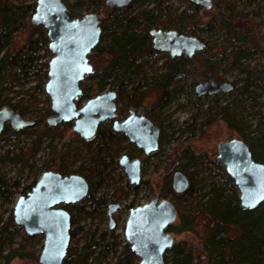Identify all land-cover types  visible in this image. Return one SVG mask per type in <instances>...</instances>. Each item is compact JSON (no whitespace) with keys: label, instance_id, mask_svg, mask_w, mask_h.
<instances>
[{"label":"rangeland","instance_id":"rangeland-1","mask_svg":"<svg viewBox=\"0 0 264 264\" xmlns=\"http://www.w3.org/2000/svg\"><path fill=\"white\" fill-rule=\"evenodd\" d=\"M9 1L16 3V0ZM22 1L35 2V0ZM75 1L64 0L67 6ZM82 1V6L79 5L73 9V16L76 18L90 12L97 13L100 18L107 15L109 20L115 15L114 12L105 9L103 0L99 8L88 5V0ZM156 1L144 0L140 4L141 7L132 6L123 15L129 18L140 9L154 8ZM188 3L187 0H165V4L177 8V12L187 8ZM229 8L233 14H241L242 27L247 28L249 32L246 42L255 45V48L250 51V57L244 62L251 74L248 81H253L255 85L253 89L249 88L251 93L248 95L240 94L241 88L246 83V74L241 73L239 68L231 65L230 62L221 60L222 55L224 56L240 44L239 41L228 40L227 32L217 28V23L228 16L227 9ZM163 13L167 14V11ZM164 16L165 14L162 17ZM192 16L199 18L201 22L194 23L189 20L190 26L196 32L195 35L208 46L189 57V61L186 62V72L179 74L164 90H161L154 84V77L156 72H161L162 64L166 56H169L152 48L153 51L145 49L136 61L139 73L134 77L137 82L135 89H132L130 84L124 86L123 83L114 80L101 92L115 91L117 98H120L119 101L116 100L117 120L121 121L129 111L149 117L159 128V146L155 152L145 155L123 134L112 131L111 120L101 124L100 135L107 130L114 133L117 142L112 144V149L115 152L111 157L105 177L100 181L92 180L94 188L91 195L78 202L67 204L70 209L71 225L68 246L70 256L67 259L69 264H79L85 255H87L86 261L80 264H90L94 259L98 262L100 260L102 264H114L121 258L124 245L127 243L123 232L129 209L143 205L155 197L159 200H171L172 195L167 192V188L171 189V176L175 171H181L188 177L192 176L191 192L195 199L192 205L198 202L203 192L210 189L206 187V183L202 182L205 175L209 176V179L217 184L221 191H224V194L230 193V183L226 181L229 176L225 170L222 172L213 165L210 170H206V173H202L200 169L193 168L186 158L190 154H198L202 158L215 160L218 142L231 138L241 139L222 119L206 123L215 110L223 105H229L231 106L229 112L232 113L234 102L237 113L235 118L239 119L241 125L249 126L245 134L252 135L251 131L256 127L264 130V0H213L211 10L205 11L199 7ZM204 22H211V25L205 27ZM26 24L25 28L17 31L12 48L23 46L30 35V27L33 26L29 23V19ZM185 25L189 27L188 24ZM200 26L203 29H200ZM173 27L171 24L170 28ZM109 28L107 32L111 31L113 26ZM232 41L235 45L228 43ZM108 43V38L99 43L98 47L104 52L100 56H95L94 61H91L94 69H100L107 64L109 55L105 51ZM179 57L184 58L185 56ZM49 58L50 56L46 57V59ZM210 64L216 67L209 68ZM43 70L27 77L19 74L14 80H7L0 85V100L18 104L22 117L35 122L32 127L18 131L11 129L3 131L0 135V179L2 182L0 230L5 227L10 228L9 217L12 218V209L16 199L25 195L21 193L24 186L38 179L45 170L60 169L66 173L65 175L72 174L71 171L78 168L88 150L86 148L88 144H80L81 138L72 130L73 122H68L67 128L58 130H55V126L50 127L46 124V119L53 112L50 109V100L44 91L47 79H42ZM14 71V69L11 70V72ZM207 81L229 82L233 88L229 92L197 96L194 92L195 85ZM96 82L97 79L92 78L82 82L80 87L84 89L85 85H95ZM121 87L124 89L121 93L123 97L118 94ZM252 96L255 98L254 101ZM82 103L77 102V106L80 107ZM99 141L100 139L95 136L89 146L93 148ZM78 148L82 151L79 157H75L74 152ZM123 154L129 156L130 159L140 161L141 179L137 185L129 183L123 168L118 164V159ZM10 192L13 194L9 197ZM163 192H166V195H163ZM182 200L178 203L179 206L187 204L189 209H194L190 207L188 197ZM171 201L175 202V199ZM110 204L120 205L112 215L114 223L112 229L109 228L107 216V207ZM177 225L178 219L173 223L175 228ZM203 229V225L200 224L194 231L169 232L174 237V244L189 256L191 263L217 264L213 258L203 257L201 259V255L207 256L202 245L205 234ZM11 232H13L11 233L12 242L7 239L10 232H7L9 235L6 234V236L3 233L0 235V264H39L38 256L43 244V235L28 236L18 225ZM15 249L22 256H9L10 252ZM165 257L166 262L172 264V253H166Z\"/></svg>","mask_w":264,"mask_h":264},{"label":"water","instance_id":"water-1","mask_svg":"<svg viewBox=\"0 0 264 264\" xmlns=\"http://www.w3.org/2000/svg\"><path fill=\"white\" fill-rule=\"evenodd\" d=\"M133 0H103L105 8H123ZM205 11L213 8V0H187ZM32 26L41 25L46 30L48 50L47 81L44 91L53 112L46 124L54 127L73 122L72 130L83 140L94 137L99 125L115 118L116 93H100L77 106L81 93L80 82L92 72L89 53L99 44L100 17L95 12L70 18L64 0H35L29 18ZM152 48L166 53L170 58L192 57L205 48V42L195 35L175 29L151 28L148 31ZM229 82L207 81L197 83V96L229 92ZM33 120L19 115L9 106L0 108V135L5 125L12 130L34 126ZM114 132L122 133L127 140L145 155L158 149L159 128L146 116L130 111L121 121L113 120ZM216 161L233 181L238 192L239 206L252 210L264 202V164L252 158L249 146L239 138L220 141L216 147ZM130 184L140 182V161L123 154L118 159ZM189 186L188 177L181 171L171 176V190L183 193ZM88 182L78 174L61 175L43 172L26 195L19 196L12 209V218L28 236L42 234L43 244L38 256L39 264H63L70 242V214L62 206L78 202L88 193ZM119 204L107 207L109 228L114 227L112 214ZM177 219L173 202L167 199H150L147 203L129 209L124 224V238L135 255L137 264H169L164 255L174 244V237L167 231ZM204 255H201V259Z\"/></svg>","mask_w":264,"mask_h":264},{"label":"trees","instance_id":"trees-1","mask_svg":"<svg viewBox=\"0 0 264 264\" xmlns=\"http://www.w3.org/2000/svg\"><path fill=\"white\" fill-rule=\"evenodd\" d=\"M143 1L144 0H133L126 7L109 8V10L115 14L113 18L109 20L107 15L100 18L101 35L99 43L108 38L109 43L106 46L107 49L105 53L109 55V59L104 67L100 69L93 68L92 72L86 75L80 82L81 86L82 82L86 80L92 78L97 79L95 85H85L84 89L80 87L81 93L78 102H84L100 94L105 86L114 80L123 83L124 86L130 84L132 85V89H135V84H137V82L134 77L139 73L136 61L141 57L145 49L153 51L151 39L148 34L151 28L164 30L175 29L182 34H196L192 26H190L191 23H189V20L194 23L198 21L199 23L201 22L199 18L192 16V14H195V11L199 9L198 6L188 3L187 8L177 12L178 9L165 4V0H157L154 8L140 9L129 18L123 15V13L132 6L141 7L140 4ZM81 2L83 1L76 0L70 6H67V14L70 18H76L73 16V9L77 8L79 5L82 6ZM88 5L99 8L102 2L101 0H88ZM34 7L35 2L27 3L22 0H16V3L13 4L9 0H0V85L7 82V80H14L19 74L26 77L36 75L41 69H44L41 73L42 79H47L48 61L51 58V54L48 51L46 30L41 25L30 27V35L26 38L23 46L12 48V42L17 31L27 26V20L33 13ZM227 10L228 16L224 20L221 19L217 23L218 27H216L227 32L228 40L239 41L240 44L235 46L230 52L225 53L224 56L222 55L221 60L223 62H230L231 65H235L239 68L241 73L246 74V83L241 88L240 94L248 95L251 93L249 88L251 87L253 89L255 85L253 81H248V77L251 76V74L250 70H248L249 67L244 64V62L250 57V51L255 48V45L246 42V36L249 35V32L247 28L242 27L241 14H233L230 8ZM163 11H167V14L163 13ZM120 14L122 15L118 16ZM164 14L165 16L162 17ZM171 24H173V28H170ZM185 24H188L189 27H186ZM154 25L155 27H151ZM207 25H211V22H204V26L207 27ZM110 26H113V29L107 32ZM199 28L203 29L201 26ZM233 41L228 43L235 45ZM98 45L88 55L90 63L94 61L95 56H100L104 52L101 51ZM206 46H208V44L205 42V48ZM40 51H42V53H40ZM47 56H50V58L46 59ZM187 61H189L188 57L170 58L166 56L162 64L161 72H156L154 84L160 87L161 90H164L175 77L187 71ZM215 67L214 65H209V68L214 69ZM13 69L15 71L11 72ZM123 90L122 87L118 90V94L121 97H123L121 94ZM251 98L254 101V96ZM119 99L120 98L116 96V100L119 101ZM232 104H230L233 106L232 113L229 112L231 106L223 105L215 110L214 114L212 113L213 115L210 114L212 116L206 123H211L216 119L224 120L227 126L234 130L240 138L247 143L252 158L264 164V130L256 127L251 131V134L253 133L252 135L245 134L249 126H245L244 124L241 125L239 119L235 118L237 115L235 110L236 105L234 102ZM4 105L9 106L22 116V111L18 104H10L5 102V100H0V108ZM45 115H48L47 112ZM68 126V123L63 122L56 125L55 130L67 128ZM7 130H11V128L5 125L3 131ZM99 132L100 128L95 134L100 141L93 148L89 146L92 138L88 140H79L80 144H88L86 146L88 150L81 163H79L78 168L71 171L72 174H78L88 182L89 188L85 198H88L93 191V179L100 181L105 177L111 157L115 152L114 149H112V144L117 142L114 133L107 130L100 135ZM81 151L82 149L80 150V148L76 149L74 156L79 157ZM186 158L193 168L200 169L202 173H206V170H210L213 165L218 170L224 171L223 166L216 160H209L206 157L202 158L198 154H190ZM53 172L61 175L66 174L60 169ZM188 178L189 186L181 194H174L171 189L167 188V192L172 195L171 200L175 199L173 203L177 210L178 219L177 227L175 228L173 224H171L168 226L167 231H194L196 226L201 224L203 225L205 233L202 242L203 248L207 252V256H204L205 258H213L216 260L217 264H264V202L252 210L242 209L239 206L238 192L233 181L229 177L226 178V181L228 184L230 183V193L224 194V191H221V189L218 188L219 186L213 183V181L209 179V176L205 175L202 178V182L204 184L206 183V187L210 189L207 192H203L198 202L192 205V201L195 200L191 192L193 181L191 175H189ZM36 180L37 179H34L31 183L24 186L21 193L26 195L35 184ZM1 186L2 182L0 179V187ZM12 194L13 192L8 193L9 197ZM163 195H166V192H163ZM187 197L190 199V207H194L193 210L189 209L187 204L182 206L178 204L183 198L186 199ZM63 208L70 214L68 205H63ZM185 208L187 209L185 210ZM9 223L11 224V226L9 225L10 228L5 227L0 230V235L3 233L6 236V234L9 235L7 232H10L7 239L9 242H12L11 233L13 232L11 231H13L17 225L12 221L11 217H9ZM166 253H172V264H193L189 261V256L178 248V245L173 244ZM9 256L17 257L22 255L15 249L10 252ZM69 256L70 250L68 248L63 264L70 263L67 260ZM86 256L87 255L84 256L83 261L79 262V264L86 261ZM164 261L166 262L165 255ZM90 264H102V262L100 260L98 262L97 259H94ZM114 264H137V258L131 252L127 243L124 245L122 257L116 260Z\"/></svg>","mask_w":264,"mask_h":264},{"label":"flooded vegetation","instance_id":"flooded-vegetation-1","mask_svg":"<svg viewBox=\"0 0 264 264\" xmlns=\"http://www.w3.org/2000/svg\"><path fill=\"white\" fill-rule=\"evenodd\" d=\"M116 96H117V94H116ZM115 103H116V100H115ZM130 112V111H129ZM118 114V109H117V105H116V112H115V118L114 119H111V128H112V121L113 120H117V115ZM129 114V113H128ZM140 115V114H139ZM128 116V115H127ZM126 116V117H127ZM145 116V115H144ZM126 117H124V118H126ZM147 117V116H146ZM123 118V119H124ZM153 124H154V122L149 118V117H147ZM122 119V120H123ZM107 121H110V120H107ZM119 121V120H118ZM104 122H106V121H104ZM104 122H102L101 124H103ZM101 124L99 125V127H98V129L100 128V126H101ZM155 125V124H154ZM5 127V126H4ZM4 129V128H3ZM97 129V130H98ZM112 131H113V129H112ZM97 132V131H96ZM114 132V131H113ZM120 133V132H119ZM96 134V133H95ZM122 134V133H121ZM95 136V135H94ZM93 138V137H92ZM158 146H159V139H158ZM142 151V150H141ZM151 154V153H150ZM215 160H216V157H215ZM127 178V177H126ZM189 179V178H188ZM139 184V183H138ZM171 188V187H170ZM173 192V191H172ZM174 193V192H173ZM175 194V193H174ZM171 201V200H170ZM173 202V201H172ZM174 204V203H173ZM65 205V204H64ZM63 207V206H62ZM113 215V214H112Z\"/></svg>","mask_w":264,"mask_h":264}]
</instances>
